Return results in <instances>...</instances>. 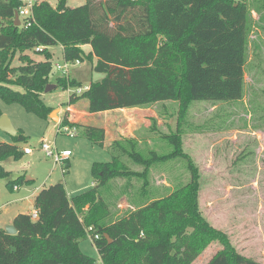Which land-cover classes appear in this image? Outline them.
Masks as SVG:
<instances>
[{
  "label": "trees",
  "instance_id": "16d2710c",
  "mask_svg": "<svg viewBox=\"0 0 264 264\" xmlns=\"http://www.w3.org/2000/svg\"><path fill=\"white\" fill-rule=\"evenodd\" d=\"M104 1L106 13L98 15L97 4L103 0H87L77 8H69L68 0H58L55 7L42 0L34 6L33 14L16 26L21 1L0 0V97L7 104H19L28 113L49 119L53 109L42 99L53 69L48 49L62 46L67 62L87 58L93 71L105 75L82 95L72 94L70 105L86 99L89 113L95 114L178 102L177 130L163 137L173 151L168 155L152 151L146 158L133 139L115 141L111 161L92 165V189L70 198L64 183L51 185L36 196V219L18 215L13 221L16 235L0 228V264H96V259L80 249V241L95 235L99 239H93V244L103 264H193L213 242H219L222 250L208 264H262L240 254L228 235L204 217L199 202L200 171L183 150L180 132L194 102L243 99L250 16L246 1ZM130 13L139 16L135 24H122ZM109 15H115V29ZM85 47L91 48L88 54ZM37 48H43L39 53L45 54L44 61L24 54ZM18 54L21 65L13 67ZM57 86L81 84L59 78ZM61 126L75 128L77 135L104 147L102 128L72 124L68 119ZM13 140V144L0 143V162L20 157L17 143L27 138L18 131ZM179 158L187 162V184L112 220L102 188L112 180L137 177L143 181L145 196L151 185L150 168ZM132 163L143 171H132ZM1 179L7 180L12 190L25 182L24 178L12 181L2 165Z\"/></svg>",
  "mask_w": 264,
  "mask_h": 264
},
{
  "label": "rangeland",
  "instance_id": "374dc122",
  "mask_svg": "<svg viewBox=\"0 0 264 264\" xmlns=\"http://www.w3.org/2000/svg\"><path fill=\"white\" fill-rule=\"evenodd\" d=\"M45 1L53 7L58 3V0ZM240 1H246L250 13L243 99L232 103L217 102L223 104L194 102L180 125V132L183 150L189 154L200 171L199 202L204 217L213 227L228 235L240 254L264 264V0ZM86 3L87 0H68V7L77 8ZM97 7L98 15L106 13L104 0L103 4H97ZM137 13L139 15V12ZM136 17L139 16L130 13L121 23L131 21L135 24ZM109 18L110 26L115 29V15H109ZM48 50L53 55L50 85L56 88L48 93L44 92L42 99L48 107L57 111L56 115L59 110V118L64 121L69 115L70 96L82 95L86 87L101 81L105 75L93 71V64L87 58L79 65L74 64L76 61L67 62L62 46L50 47ZM90 50V47H85L86 54ZM24 54L38 62L45 60V54L35 49ZM20 55L14 58L13 67L21 65ZM58 64L69 65L68 76L57 70ZM59 78L76 80L81 87L57 86ZM78 88L83 92L76 94ZM79 102L80 109H83L88 101L83 99ZM179 107V103L174 101L153 106V113L165 114V117L161 118L163 124L160 128L157 119H150V123L144 125L140 118L135 117L134 136L128 139L137 143L139 153L149 158L152 151L159 155H168L173 151L172 145L163 137L176 132V121L172 120V117L177 115L178 119ZM0 112L27 138L26 142L17 143L20 149L18 159L10 157L0 162L5 171L11 174L12 181L24 178V184L20 185L22 190L28 187L34 189L40 184L41 177L55 168L61 173V165L55 163L54 159L47 158L40 150L42 142L55 143L59 152L70 150V171L78 186H81V182L91 186L92 163L89 162L96 161L92 158H98L99 162L111 161V153L104 147L93 145L83 136L70 138L66 134H57L59 120L55 123L50 116L49 119H43L28 113L19 104L5 103L1 97ZM171 120L172 123L169 124ZM0 142L15 143L10 135L1 130ZM25 148L33 149V154H24ZM130 167L134 172L143 171L142 166L133 163ZM67 176L68 174L65 175ZM28 178L34 181L26 183ZM148 178L151 185L147 196H143V181L137 177L112 180L108 186L101 189L111 208L112 220L127 216L150 199L165 197L178 186L187 184L190 181V173L187 162L179 158L153 165ZM7 183V180H0V207L14 200L17 194ZM23 206L26 212L32 214L31 202H24ZM80 249L85 255L96 259V264H103L90 236L87 240L80 241ZM221 250V244L213 242L193 264H207Z\"/></svg>",
  "mask_w": 264,
  "mask_h": 264
},
{
  "label": "crops",
  "instance_id": "0c3cea01",
  "mask_svg": "<svg viewBox=\"0 0 264 264\" xmlns=\"http://www.w3.org/2000/svg\"><path fill=\"white\" fill-rule=\"evenodd\" d=\"M240 101H234V102H240ZM165 103L166 102H159V103L146 106V107H142V108L116 109V110L91 114L88 111V107H89L88 102L87 104L84 105L83 109H80L79 107L80 102H77L76 104L70 106L69 111H68L69 115H67L64 118V120L68 119V121L72 124L91 126V127H97V128L104 129L105 130L104 149L107 152L111 153L112 146L115 141H120L124 138L134 136L133 127L136 124L135 117L140 118L141 119L140 121L144 125H148L150 123V119H157L158 126L160 128V126L163 124V120H161V118L165 117L164 116L165 114L157 115L153 113L152 108L153 106L165 104ZM226 103H232V102H226ZM217 104H223V103H217ZM59 113L60 111L58 110L57 116H58L59 122L58 123L55 121L54 122L59 124V126H61V123L63 121H61V119L59 118ZM172 120H175L176 121L175 123L177 125V121H178L177 115H174L172 117ZM172 120L169 124L172 123ZM0 143H5V142H0ZM7 144H12V143H7ZM64 151H70V150L65 149L63 150V152ZM71 157H72V153H71V156L69 157L70 159L65 161V164L69 165L68 170H65L66 168H64L66 165L61 166L62 168L61 170L62 174H61L55 168L53 171H50L48 174L42 176L40 179V184L34 189H30V187H28L22 190L20 185L16 186L13 189V191L17 193L15 195V199L10 202H7L6 204L0 207V228L5 229L9 225H13L14 219L20 214L33 216L34 213L37 212L35 209L36 196L44 188L57 184L56 181H58V183L65 184L68 196L70 198L74 197V195L76 196V194L78 195V194L85 192L86 189H89V188L92 189L95 186L94 182L90 184L91 186L85 183L82 184V182L80 183L81 186H78V184H75V179L72 177V173L70 171V168L72 166ZM92 159H96L95 162L93 160H90L89 163L90 164L92 163V165L96 162H99L97 161L98 158H92ZM66 174H68L67 177H65ZM62 176L64 178H62ZM33 181H34L33 179L28 178L26 180V183H31ZM24 202L32 203V207H33L32 214H30V212H26L23 206Z\"/></svg>",
  "mask_w": 264,
  "mask_h": 264
},
{
  "label": "built area",
  "instance_id": "2783aa9c",
  "mask_svg": "<svg viewBox=\"0 0 264 264\" xmlns=\"http://www.w3.org/2000/svg\"><path fill=\"white\" fill-rule=\"evenodd\" d=\"M22 3V7L20 8V19L22 20L23 18L30 17L33 14V8L36 4L41 2L42 0H20ZM43 48H37L36 51L41 52ZM74 64L79 65L80 61H76ZM57 70L63 72L64 76H68L69 74V65L66 64L64 66L57 65ZM88 88H85V91ZM83 92L81 88L77 89L76 94H80ZM57 134H66L70 138H75L77 136V129L75 128H70L68 126H59L58 133ZM40 150H42L47 158H52L54 159L55 163L58 165L64 166L65 161L69 159L71 156L70 151H64V152H59L56 148L55 143H47V142H42L40 146ZM34 152L33 149L31 148H25L24 153L27 155H30ZM38 217V213L35 212L33 215V218L36 219ZM91 239H99V235H95L94 237H91Z\"/></svg>",
  "mask_w": 264,
  "mask_h": 264
},
{
  "label": "water",
  "instance_id": "95a60500",
  "mask_svg": "<svg viewBox=\"0 0 264 264\" xmlns=\"http://www.w3.org/2000/svg\"><path fill=\"white\" fill-rule=\"evenodd\" d=\"M7 1V0H6ZM15 24L16 26H20L21 25V19H20V15L17 12L15 15ZM56 88V86L54 85H48L46 87L45 93H48L52 90H54ZM57 111H53L50 115V118L53 119V121H58V117L56 115ZM0 130L3 131L4 133L10 135L11 137H15L18 133V131L15 129V127L13 126L11 120L6 116V115H2L0 117ZM5 231L8 235H16L18 233L17 229L15 228L14 225H9L5 228ZM106 238H108V236H106Z\"/></svg>",
  "mask_w": 264,
  "mask_h": 264
}]
</instances>
